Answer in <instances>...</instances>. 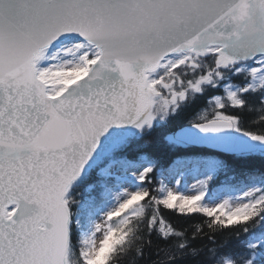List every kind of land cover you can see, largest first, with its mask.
<instances>
[{
    "label": "snow or ice",
    "instance_id": "6c2138e0",
    "mask_svg": "<svg viewBox=\"0 0 264 264\" xmlns=\"http://www.w3.org/2000/svg\"><path fill=\"white\" fill-rule=\"evenodd\" d=\"M129 257L264 264V0H0V264Z\"/></svg>",
    "mask_w": 264,
    "mask_h": 264
},
{
    "label": "trees",
    "instance_id": "16d2710c",
    "mask_svg": "<svg viewBox=\"0 0 264 264\" xmlns=\"http://www.w3.org/2000/svg\"><path fill=\"white\" fill-rule=\"evenodd\" d=\"M216 189L220 188V185H216L215 186ZM239 193H237L238 195ZM162 214L164 215V217L169 220L174 226L178 227V228H186L189 229V231H191V227L194 223L199 222L202 217H200L199 215L193 216L191 218L189 217H185V216H181L180 214L176 213L173 210H168V209H162ZM218 240L221 239V236H217L216 237ZM241 239H244V234L241 233L240 236ZM146 239H148V237H146ZM151 247H146L145 248V255L146 257L151 256V259H155L154 254L155 251L157 250V248L162 247L163 246V242L157 240V238L153 235L151 238ZM232 242L235 243L236 242V238L233 236L232 237ZM130 260L131 257L127 258V259H121L120 264H130ZM139 264H150L149 259H145V260H141L139 262Z\"/></svg>",
    "mask_w": 264,
    "mask_h": 264
},
{
    "label": "rangeland",
    "instance_id": "374dc122",
    "mask_svg": "<svg viewBox=\"0 0 264 264\" xmlns=\"http://www.w3.org/2000/svg\"><path fill=\"white\" fill-rule=\"evenodd\" d=\"M195 183H196L195 174H190L185 177L184 184L181 185V187L183 188L186 185L188 189H191L192 185H194Z\"/></svg>",
    "mask_w": 264,
    "mask_h": 264
}]
</instances>
